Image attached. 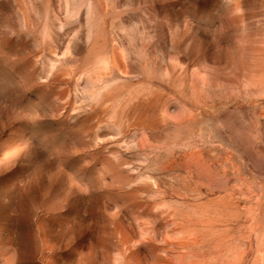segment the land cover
<instances>
[{
	"label": "rangeland",
	"instance_id": "rangeland-1",
	"mask_svg": "<svg viewBox=\"0 0 264 264\" xmlns=\"http://www.w3.org/2000/svg\"><path fill=\"white\" fill-rule=\"evenodd\" d=\"M0 264H264V0H0Z\"/></svg>",
	"mask_w": 264,
	"mask_h": 264
}]
</instances>
